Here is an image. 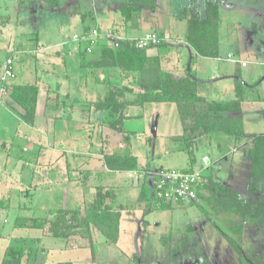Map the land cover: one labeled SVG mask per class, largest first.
Here are the masks:
<instances>
[{
    "label": "rangeland",
    "instance_id": "obj_1",
    "mask_svg": "<svg viewBox=\"0 0 264 264\" xmlns=\"http://www.w3.org/2000/svg\"><path fill=\"white\" fill-rule=\"evenodd\" d=\"M126 1L0 0V60L14 55V81L19 84L52 85L56 79L65 80L75 68L78 69L76 66L85 64L86 58L91 57L90 52L98 51L94 47L87 52L85 45L74 40V36H82L93 28H98L101 35H123L124 20L120 7ZM217 1L222 10L220 40L223 41L222 46L225 44L220 48V57L224 58L227 53L235 55L232 58L235 69L241 71L243 80L250 87L245 89L247 104L259 101L257 96L264 100V94L256 87V83L264 77V0ZM143 4L135 13L134 24L140 23V33L153 32L163 41L171 37L170 43L155 48L176 62L177 51L181 49L180 46H185L187 21L195 13L188 7L191 5L202 13L204 0H143ZM163 48L165 50H161ZM180 59L183 63V56ZM94 71L99 72V69ZM105 76L106 81L115 79L109 74ZM219 77L221 87L227 88L230 82L226 74ZM87 78L90 80V77ZM41 85L39 108L48 100V103L56 102L59 105L54 95L49 96L54 91L49 92L45 85ZM110 87L97 95H107L113 85ZM221 92L224 93V90ZM227 96L226 92L225 100ZM4 101L0 103V264H4L5 253L13 247L22 250L19 264H136L134 255L139 264H264V210L254 204L251 212L245 213V216L228 213L227 208L231 207L232 202L224 196L220 207L226 209L227 213L218 215L213 213L209 205L202 204L200 207L206 211L203 213L197 207L193 208L198 211L192 213L194 220L191 219V213L179 210L191 204L172 206L169 208L172 211H161L154 210L155 201L149 200L146 212L127 209L121 213L118 241L112 246L107 245L101 233L91 225L88 232L85 227L72 229L69 239L44 237L37 229L20 228L25 221L44 219L51 211L60 210L65 204L69 210L74 207L69 197L71 185L61 178L65 159L57 164L36 166L34 158L37 147H47L45 135L22 124L15 114L4 107ZM173 105L164 109L165 112L161 111L166 120L152 129V142L158 143L155 149H144L145 137L140 133L130 136L131 152L139 156L141 169L148 166L152 173L187 169L188 156L183 142L160 138L161 135L180 133L179 105ZM252 107L247 106L244 121V129L251 134V140L253 133L264 134V104L257 109ZM259 109L263 114L257 119L247 117L249 114L256 117L251 111L257 112ZM131 111L132 114L135 112L134 109ZM183 113L187 116V110ZM125 126L139 132L144 128V122L135 120L125 123ZM112 137L119 136L111 134L110 139L113 141ZM94 146V153L102 148L99 142L96 145L94 143ZM66 148L63 145L61 149ZM232 148L233 145H230V150ZM237 154L241 156L242 151ZM21 166L24 167L23 171L20 170ZM200 172L206 179V173ZM237 172L232 175L238 176ZM31 176L33 186L29 187L28 179ZM41 180L43 183H40ZM255 184L259 192L248 194L247 197L254 199L256 195L258 199H264V177ZM237 206L242 207L239 204ZM146 220L150 223L149 229ZM222 234L241 247V255Z\"/></svg>",
    "mask_w": 264,
    "mask_h": 264
},
{
    "label": "crops",
    "instance_id": "obj_2",
    "mask_svg": "<svg viewBox=\"0 0 264 264\" xmlns=\"http://www.w3.org/2000/svg\"><path fill=\"white\" fill-rule=\"evenodd\" d=\"M208 1L218 3L217 0H204V6ZM145 2H147V0H145ZM143 5L144 4L142 2L141 6ZM188 8L192 9L193 12L198 13L200 17L205 16L204 7L202 13L200 9H195L191 5ZM219 8L218 58L212 59L198 56L194 50L188 44H186V42H184L185 46H180L181 49L177 51L178 55H180H177V58L175 57L176 62H174L170 56L165 54V52L160 54L158 52L159 49L155 47L147 50L146 55L148 57L159 58L162 71L170 72L176 77L182 76L187 72V70H190L191 74L198 81L199 95L204 97L206 100L212 102H229L234 99V75L236 74L235 63L232 61V58L235 57V55L232 53H227L224 58L220 57V48L225 44L222 46L223 41L220 40V20L222 17V10L221 7ZM136 12L137 11L131 14L128 22H122V29L124 31L122 32L123 35L121 36L133 39L143 35V33H140L138 30L140 23L134 24L133 22L136 19L134 17L136 16ZM167 33L169 34V32ZM184 36H186V29ZM165 40L166 41L162 40L161 46L166 45V43H170L171 37L168 36V38ZM227 41L228 39L226 38V43ZM161 50H165V48ZM235 52L237 54L240 53L239 51H234V53ZM166 53L169 52L166 51ZM181 56H183L184 59L183 63L180 59ZM220 62L223 63L220 64ZM76 67H78V69L75 68L76 70L72 71L71 74H64L65 76L67 75L65 80L56 79L52 85H45V83L42 85L37 84L38 106L36 105L33 124L26 125L20 120L19 121L31 129L39 130L40 134L42 133L45 135L44 138H46L47 147H37V156L35 155L34 158V160H36V166L43 167L45 165L57 164L61 162V160L65 159L63 164L64 168H61V170L64 172L61 178L63 181H66L71 185V195L69 197L73 207L76 209L72 208L69 210L68 206L65 204L64 207L60 208V210H78L84 213V207H86V205H91L94 201H96V199L99 198V208L101 209V213L118 214L119 227L121 213L126 212L127 209L143 210L144 212L148 211L149 206L147 202L149 200H153L154 196L152 191V179L150 176L152 171L148 168V166L143 169L140 168L141 165H139V156L134 152H131L132 147L130 145L129 138L133 134L136 135L140 133L145 137V142L143 143L145 146L144 149L146 147L148 149H155L158 143L152 142L151 137H154L152 134V129L154 130V128L158 126L159 122H164L166 120V116L161 114V111L165 112L166 108H169V106H172L173 104L139 102L137 94L135 95L137 92L136 88L130 85V77L118 69H99L98 72L94 71V68L88 69L86 64H81ZM216 70L217 74L215 73ZM97 72L99 76L97 75ZM239 73L241 74V71H239ZM106 74H109L115 79H109L110 81H106ZM221 74L222 76L226 74L228 77V82H230V85L228 83L227 88L221 87L222 84L219 77ZM207 76H209V78ZM87 77H90V80H88ZM241 78L243 79V74L241 75ZM98 79L101 84H99V81H96ZM14 85L23 86L26 85V83L19 84L14 81L13 86ZM40 85H45L49 92L54 91V93H50L49 96H51V94L54 95L57 98V101L60 102L59 105L56 102L53 104L48 103V100L46 101L47 103L42 105L41 109L39 108L41 91ZM111 85H113V88L107 95L102 97L97 95L99 92H102V90L110 87ZM243 85L244 101L241 106L242 111L238 114V116L242 120L243 131L246 136L234 139L222 133L214 132L210 135L200 136L195 141H193L192 146L194 148V163L192 164L191 169L204 171L206 173V178L210 177L212 183L222 186L219 189L222 191L220 194L216 187H208V180L205 179V183L201 185L198 201H196L197 203L195 202L189 207L187 206L186 208L184 207L179 209L185 213H191V219L193 220L194 218L192 213L198 212L196 210H192L193 208L197 207L198 210H202V212L205 213L206 210L200 207L202 204L209 205L213 213H217L218 215L227 213V211L228 213H250L251 206L254 204L255 207H264V204L259 203L261 200L258 199L256 195H254V199L252 197H247L250 175V161L247 158V153L251 149L252 140L250 139L251 134L247 133L244 129L247 106L250 105L253 106L252 109H257L260 107V105L264 104V100H260L259 96H255L259 101L247 104V101L245 100V89L246 87H250L246 85L244 80ZM256 87L260 88L261 94H264V77L261 78L258 84L256 83ZM220 88H222L221 90H224V93L221 92ZM130 90L133 92L131 93ZM225 90L229 95L227 96V100H225ZM113 92H115L117 102L128 105V107L124 110L125 115H123V119L118 130H115L110 125L112 120L117 119V115L109 118L106 112L94 110L95 104L103 102V100ZM208 92L211 94H208ZM92 97L94 98L92 99ZM132 109L135 110L133 114L131 111ZM262 112L263 111H261V109H259L257 112L251 111V113L255 114L256 117L252 116L251 114L247 115V117L257 119V117L264 113ZM178 117L180 121V133L175 135L165 134V136L161 135L160 138L164 137L166 141L176 142L173 138L183 134V127L179 113ZM135 120L144 122V128L140 129L139 132H136L132 128L125 126V123ZM111 134H116L119 137H112V141L110 139ZM253 135L255 136L254 133ZM35 142H37V140H35ZM49 142H51V144ZM98 142L101 144L102 148L94 153L92 151V149L95 147L94 143L96 145ZM63 145H66L67 148L61 149ZM230 145H233L232 150H230ZM128 149H130L129 152ZM178 149L181 150L180 146ZM22 150L26 151L27 148H23ZM112 150H114V152H112ZM123 150L126 152H123ZM239 151H242L241 156L237 154ZM104 155L134 157L137 162V168L134 171L138 172L140 176L138 178H133L131 176L133 171L119 172L109 170L104 165ZM67 157H70V159H67ZM189 164L186 170L190 168ZM20 170L23 171L24 167L21 166ZM236 172L238 173V176L232 175V173ZM143 173H147L145 174L147 176L144 178L142 176ZM28 181L29 187H32L33 177L31 176ZM42 181L43 180H41L40 183H43ZM143 184H146L148 188V200L139 197L140 188ZM66 194L67 193H65V195ZM207 196H210V199H207ZM223 196L227 197L228 200H231L232 202L231 207L227 208V211L226 209L220 207L222 200H224ZM241 201L244 205L238 208L237 204H239ZM154 210L161 209L155 204ZM149 211L151 212V210ZM161 211L172 210L166 209ZM54 212L55 211H51V213ZM145 223L147 225V229H149L150 223L147 220ZM190 226L196 232V229L192 225ZM230 227L232 228V226ZM101 236L103 235L101 234ZM103 238L105 239L107 245H114L110 244L106 237L103 236Z\"/></svg>",
    "mask_w": 264,
    "mask_h": 264
},
{
    "label": "trees",
    "instance_id": "obj_3",
    "mask_svg": "<svg viewBox=\"0 0 264 264\" xmlns=\"http://www.w3.org/2000/svg\"><path fill=\"white\" fill-rule=\"evenodd\" d=\"M143 0H127L120 7V13L124 22H128L133 12L138 10ZM220 4L208 1L204 6V15L198 13L187 21L185 42L194 52L204 58H218V20ZM127 38V37H126ZM130 39V38H129ZM162 43V42H161ZM159 43L157 46H161ZM98 51H92L91 57L86 58V66L94 69H118L126 73L130 78V85L135 87L139 102L168 103L179 105L180 119L183 127V134L174 137L178 142H183L184 150L189 157L190 168L185 172L192 171L193 141L203 135L211 133H222L234 139L246 136L243 131L242 120L238 115L244 101L243 79L238 69L234 75V99L229 102L208 101L198 93V81L187 70L182 76L176 77L170 72H163L159 58L148 57L147 50H137L131 42H122L118 48H112L109 44L96 46ZM132 93L133 91L130 90ZM38 87L36 85L12 86L8 98L4 101V107L15 114L18 119L26 125H32L37 105ZM128 105L116 101L115 92L106 97L103 102L94 105L95 111H104L109 118L116 116L110 125L115 130L121 125L124 110ZM187 110V116L183 112ZM186 117L188 119H186ZM189 121V122H188ZM250 161V178L248 194L259 192L256 182L264 177V135H255L251 141V149L247 153ZM104 165L112 171L130 172L137 168V162L130 156L104 155ZM143 174V178L146 177ZM208 187L220 189L222 186L211 182L207 177ZM221 194L222 191L219 190ZM148 188L143 184L140 188L139 197L148 200ZM225 196V195H224ZM236 196V195H235ZM233 201V200H232ZM99 198L91 205L84 207L81 211H55L44 219L25 221L22 229L39 230L42 236L69 239L72 229L85 227L87 232L89 226H93L110 244H114L118 238V214L101 213ZM264 204V199L261 200ZM242 204V201L239 203ZM170 205L162 204L161 210L169 209ZM264 210V207H261ZM244 215L245 213H237ZM232 244L235 251L241 255V247L234 241L222 234ZM93 253V248H89ZM22 257V250L19 247L10 248L5 253L4 264H19ZM134 262L139 264L138 258L134 255Z\"/></svg>",
    "mask_w": 264,
    "mask_h": 264
},
{
    "label": "built area",
    "instance_id": "obj_4",
    "mask_svg": "<svg viewBox=\"0 0 264 264\" xmlns=\"http://www.w3.org/2000/svg\"><path fill=\"white\" fill-rule=\"evenodd\" d=\"M98 28L86 31L82 36H74V40L85 45L87 52L97 45L109 44L112 48H118L122 42H131L137 50H148L162 42L160 37L151 32L136 38L108 33L101 35ZM16 78L14 55H8L0 60V103L8 98L10 88ZM144 174V173H143ZM142 174V176H143ZM133 178H138V172L131 173ZM153 200L160 207L162 204L170 206H183L195 203L200 194L201 185L205 183L200 170L190 172L170 169L159 170L151 175Z\"/></svg>",
    "mask_w": 264,
    "mask_h": 264
}]
</instances>
